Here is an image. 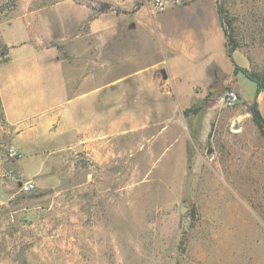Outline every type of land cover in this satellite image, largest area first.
Listing matches in <instances>:
<instances>
[{
  "label": "rangeland",
  "instance_id": "374dc122",
  "mask_svg": "<svg viewBox=\"0 0 264 264\" xmlns=\"http://www.w3.org/2000/svg\"><path fill=\"white\" fill-rule=\"evenodd\" d=\"M182 1L158 12L154 0H0V66L10 43L67 63L105 49L86 102L119 124L102 146L11 157L0 106V264H264V136L251 113L258 101L264 116V95L235 72L264 75V0H224L233 62L224 35L212 53L171 47L198 23L171 12Z\"/></svg>",
  "mask_w": 264,
  "mask_h": 264
},
{
  "label": "crops",
  "instance_id": "0c3cea01",
  "mask_svg": "<svg viewBox=\"0 0 264 264\" xmlns=\"http://www.w3.org/2000/svg\"><path fill=\"white\" fill-rule=\"evenodd\" d=\"M213 3V14L207 20L199 13L200 8L207 7V0H185L184 7H174L171 12L182 14L187 10L198 23L180 33L178 40L170 44L172 48L184 55L202 54L200 49L212 53L215 44L223 37L216 0ZM13 45L9 60L0 66L3 129L11 135L12 150L25 157V153L33 152L36 156L45 149L49 155L55 151L77 149L78 145L92 149L94 144H105L110 128L115 129L119 124L109 123L108 112H94L88 106L90 96L84 83L90 75L100 74L95 61L105 49L102 53H94L91 48L75 49L79 52L74 53V59L67 63L57 56L51 58L31 48L25 52V41L20 46L10 43L11 47ZM14 54L20 55L14 58ZM30 56L33 59L25 60Z\"/></svg>",
  "mask_w": 264,
  "mask_h": 264
},
{
  "label": "trees",
  "instance_id": "16d2710c",
  "mask_svg": "<svg viewBox=\"0 0 264 264\" xmlns=\"http://www.w3.org/2000/svg\"><path fill=\"white\" fill-rule=\"evenodd\" d=\"M217 1V12L221 21V27L223 31V35L226 39V48H227V56L233 62L234 53L239 49L240 44L236 37L235 32V18L230 14L228 9L226 8L224 0H216ZM142 4H138L133 12H136L140 9ZM106 9L102 10V13H105L109 10V6H105ZM92 20V17L90 18ZM236 73H243L245 77L249 80L253 81L257 86V95L259 96L262 92H264V75L260 73L251 72L248 69L242 68L238 65L235 66ZM191 112L190 109L185 111V115H189ZM251 113L253 116V121L258 128L260 134L264 136V117L259 110L258 101L255 102L251 106Z\"/></svg>",
  "mask_w": 264,
  "mask_h": 264
},
{
  "label": "built area",
  "instance_id": "2783aa9c",
  "mask_svg": "<svg viewBox=\"0 0 264 264\" xmlns=\"http://www.w3.org/2000/svg\"><path fill=\"white\" fill-rule=\"evenodd\" d=\"M154 6L158 12H164L168 9L170 5H178L182 3V0H154ZM228 100L231 102H235L237 100V96L234 93L228 94ZM18 154L15 151H11L10 156L16 157ZM35 189V185L32 181H26L22 183V190L25 193H30Z\"/></svg>",
  "mask_w": 264,
  "mask_h": 264
},
{
  "label": "water",
  "instance_id": "95a60500",
  "mask_svg": "<svg viewBox=\"0 0 264 264\" xmlns=\"http://www.w3.org/2000/svg\"><path fill=\"white\" fill-rule=\"evenodd\" d=\"M185 211L184 210H182V213H184Z\"/></svg>",
  "mask_w": 264,
  "mask_h": 264
}]
</instances>
